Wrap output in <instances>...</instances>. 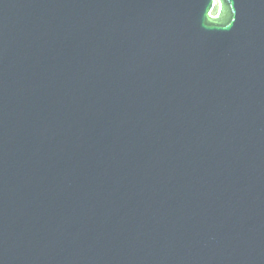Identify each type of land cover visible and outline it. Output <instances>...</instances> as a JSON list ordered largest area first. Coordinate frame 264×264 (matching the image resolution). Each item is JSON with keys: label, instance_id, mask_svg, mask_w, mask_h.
Returning a JSON list of instances; mask_svg holds the SVG:
<instances>
[{"label": "water", "instance_id": "water-1", "mask_svg": "<svg viewBox=\"0 0 264 264\" xmlns=\"http://www.w3.org/2000/svg\"><path fill=\"white\" fill-rule=\"evenodd\" d=\"M0 264H264V0H0Z\"/></svg>", "mask_w": 264, "mask_h": 264}, {"label": "rangeland", "instance_id": "rangeland-1", "mask_svg": "<svg viewBox=\"0 0 264 264\" xmlns=\"http://www.w3.org/2000/svg\"><path fill=\"white\" fill-rule=\"evenodd\" d=\"M218 9H219V7H218V4L215 6V8H214V11H213V14H216L217 12H218Z\"/></svg>", "mask_w": 264, "mask_h": 264}, {"label": "built area", "instance_id": "built-area-1", "mask_svg": "<svg viewBox=\"0 0 264 264\" xmlns=\"http://www.w3.org/2000/svg\"><path fill=\"white\" fill-rule=\"evenodd\" d=\"M213 13V12H212Z\"/></svg>", "mask_w": 264, "mask_h": 264}]
</instances>
